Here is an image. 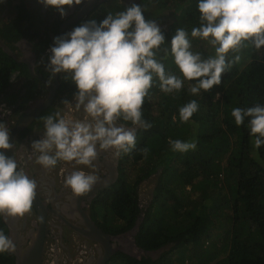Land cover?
Masks as SVG:
<instances>
[{
    "label": "trees",
    "instance_id": "obj_1",
    "mask_svg": "<svg viewBox=\"0 0 264 264\" xmlns=\"http://www.w3.org/2000/svg\"><path fill=\"white\" fill-rule=\"evenodd\" d=\"M135 3L141 5L147 20L157 21L165 37L161 47L168 48L169 54L165 58L161 51L158 58L166 69L183 78L171 56L170 42L178 28L184 27L190 34L191 29L199 25L198 0H176L172 11H167L166 0H137ZM131 4L127 0H108L91 15L97 22L102 21L109 12L116 14ZM166 13L170 22L163 18ZM0 34L3 39L8 38L5 28H0ZM190 39L192 51L201 53L204 58L215 55L207 41ZM1 50L0 89L4 83L15 79L16 70H20V65ZM239 55L241 59L222 74L221 84L207 92L191 94L190 85L196 81L187 80L179 92L164 93L158 82L150 90L151 100L146 99L143 105V118L151 127H137L136 147L121 154L118 182L95 199L92 215L98 224L100 217L121 219L123 223L116 230H109L106 223V226L100 223L106 232L112 233L128 231L140 221L136 242L145 251H163L162 248L171 245L157 257L137 258L120 253L115 258L118 263L175 264L170 255L178 251L179 264H264V145L256 149L248 120L237 126L231 115L234 107L264 105V47L256 50L250 46ZM228 58L233 59V54L229 53ZM24 73L28 74L26 68ZM62 84L66 85L64 90L77 91L70 77ZM191 100L198 102L199 110L189 121L182 122L178 110ZM177 139L195 142L196 148L187 152L173 151L169 141ZM144 148L148 149L147 156L142 152ZM129 169L139 170L132 182L126 180ZM158 172L152 202L141 206L138 185ZM222 172L225 176L220 178ZM223 184L227 192L222 190ZM188 186L197 191L221 187L228 198L227 230L220 247L215 243L212 248L204 247V236L208 233L204 224L208 219H216L220 213L218 205L222 202L216 201L213 206L214 203L205 198L200 208L188 206L181 210L179 204L185 196L182 191ZM5 225L0 215V231L7 235ZM14 263L12 252L0 253V264Z\"/></svg>",
    "mask_w": 264,
    "mask_h": 264
},
{
    "label": "clouds",
    "instance_id": "obj_2",
    "mask_svg": "<svg viewBox=\"0 0 264 264\" xmlns=\"http://www.w3.org/2000/svg\"><path fill=\"white\" fill-rule=\"evenodd\" d=\"M108 1V0H107ZM128 1V0H127ZM137 0L116 14L109 12L75 26L56 36L46 70L52 78L64 73L75 84V103L63 99L66 110H56L41 117L44 133L31 142L39 153L35 162L45 169L58 162H75L95 169L94 162L103 153L114 158L136 147L135 127L151 124L143 118V105L151 100L155 84L164 93L179 92L184 81L191 83L189 91L198 95L221 84L222 74L229 71L248 47H264V0H198L199 25L189 31L180 27L170 42V53L181 76L166 69L158 54L166 58L165 37L154 20H147ZM45 8H54L63 18L67 9L80 5L82 0H38ZM104 3V2H103ZM102 3V4H103ZM191 38H200L215 50L214 56L204 58L192 51ZM229 53L233 59H229ZM217 95H219L217 93ZM199 110L196 100L179 108V117L187 122ZM83 113L78 117L75 112ZM231 115L237 126L248 120L253 145H264V105L248 108L234 107ZM10 130L0 121V150L14 148ZM173 151L187 152L196 148L195 142L169 141ZM145 156L148 149H142ZM98 182L94 172L72 171L65 177V186L77 196L90 192ZM37 181L19 168L14 156L0 151V215L23 217L31 211L36 197ZM13 239L0 231V253L15 250Z\"/></svg>",
    "mask_w": 264,
    "mask_h": 264
},
{
    "label": "flooded vegetation",
    "instance_id": "obj_3",
    "mask_svg": "<svg viewBox=\"0 0 264 264\" xmlns=\"http://www.w3.org/2000/svg\"><path fill=\"white\" fill-rule=\"evenodd\" d=\"M87 1L82 0L80 5L67 9V15L62 18L56 9L45 8L38 0H0V28H5L8 34L6 39L0 34V39L12 54L1 45L0 48L20 65V70H16L15 79L4 83L0 89V118L10 130V142L14 143L12 153L19 168L37 181L36 193L48 208L45 213V243L41 264H100L106 254L110 255L106 264H114L118 263L115 258L120 253L142 257L133 250L135 248L137 252L142 251L137 245L136 234L133 233L135 226L125 232H106L92 215L95 199L118 182L121 155L114 158L111 152H102L94 162L95 169L64 161L58 162L54 168L45 169L35 162L39 153L31 148V142L40 139L44 133L41 117L58 109L66 110V106L61 103L63 99L75 103L72 90H64L66 85L62 83L65 74L61 73L52 78L51 73L46 70V64L51 55L50 47L53 46L54 38L88 21L91 14L98 11L103 5L102 2L107 0H97L88 11L79 15ZM25 68L28 76L26 73L22 74ZM70 87L74 88L72 84ZM52 93L53 99L50 103L42 105ZM75 115L80 117L83 113L75 112ZM33 116V122L26 126L23 120L31 121ZM120 123H124L126 127H134L122 120ZM2 151L7 155L6 150ZM115 167L118 169L116 181L100 189L93 197L90 196L92 190L77 196L65 186V177L76 170L94 172L98 182L93 187L99 186L112 175ZM139 199L141 203L140 195ZM87 216L112 236L110 241L99 242L80 231L90 229L87 226ZM1 217L8 229L7 235L16 245L15 250L10 251L15 260L18 249H25L33 243L41 225L40 212L32 205L31 211L23 217ZM157 251L142 252L152 256L151 253Z\"/></svg>",
    "mask_w": 264,
    "mask_h": 264
},
{
    "label": "rangeland",
    "instance_id": "obj_4",
    "mask_svg": "<svg viewBox=\"0 0 264 264\" xmlns=\"http://www.w3.org/2000/svg\"><path fill=\"white\" fill-rule=\"evenodd\" d=\"M3 1H11V0H3ZM167 4L169 5V7H167V11H172V7H173V3L176 0H166ZM106 2V1H104ZM134 2V1H133ZM178 2V1H177ZM103 3V2H102ZM18 4V3H17ZM19 7V5H18ZM18 14V12H17ZM93 15H91L89 17V20L95 19L94 17H92ZM164 19H166V21L169 20V22L171 21L169 13L164 14L163 16ZM100 22V21H98ZM157 22V21H156ZM0 121H2V118H0ZM136 127V126H134ZM137 129V127L135 128V130ZM139 174V170L134 169V170H130L129 169V173L126 175V180H128L129 182H132L137 175ZM220 176V175H219ZM223 178V176H225V173L222 172L221 174ZM159 177V172L158 173H154L151 174L150 176H147L139 185H138V191H139V195L141 198V204L142 206L146 207L149 206L152 202L153 199V191L157 185V180ZM222 180V179H221ZM222 182V181H221ZM220 187V186H219ZM223 189H222V188ZM220 188L218 189H198L194 190V189H190V187L188 186L184 191H182L183 196L181 201H180V206L179 208L182 210V208L184 207H195L197 206L198 208H200V205H202V202H204V199H206V201H209L213 204V206L215 205L216 201L218 202H222V205H218V210L220 211V213L218 214V216L216 217V219L214 220H210L208 219V221L204 224V226L207 228L208 233L205 234L204 236V247L206 248H212L213 247V243H215L218 247H220L222 245V238L225 236V232L227 230V222L225 220V216L226 214L229 212V208H227V197L225 195L224 192H227V187L223 184L221 185ZM224 191H222V190ZM217 202V203H218ZM101 215V214H100ZM100 223L103 224V226H106L105 223L107 224L106 228H108L109 230H116L118 229V225L122 224L123 221L121 219H110V218H105V217H100V219H98ZM212 221V223H211ZM109 226V227H108ZM113 226V227H112ZM210 235V238H208V236ZM170 245L165 246L164 248H162V250H168L170 248ZM134 251H136V253L139 254V256H148L149 254L146 252H142V251H138L137 249L133 248ZM161 250H158L157 252H153L151 253L152 256L157 257L161 252H163ZM223 254V251H222ZM171 258L172 260L174 259L175 264H179L177 261V257L179 256V252L178 251H174L171 253ZM114 264H123V262H115Z\"/></svg>",
    "mask_w": 264,
    "mask_h": 264
},
{
    "label": "water",
    "instance_id": "obj_5",
    "mask_svg": "<svg viewBox=\"0 0 264 264\" xmlns=\"http://www.w3.org/2000/svg\"><path fill=\"white\" fill-rule=\"evenodd\" d=\"M96 1L97 0H88L87 3L85 4V6L82 7V10L79 13V15L88 11L90 9V7H92V5H94L96 3ZM0 45L3 46L6 51H8L9 53L12 54V52L9 51L8 47H6V45L3 43V41L1 39H0ZM52 99H53V93L51 94L50 98L46 101V103L42 104V105H44V106L48 105ZM36 116H37V114H36ZM34 119H35V116H33L31 121H30V119H29V121L25 120V122L23 120V123L27 126L31 122H33ZM12 152H13V149L6 150V153H7V155H9V157L13 156ZM117 177H118V169L115 167V171L112 173L111 176H109L107 179H105L104 182L101 183L99 186L93 187V189L90 193V196H92V197L95 196L96 193L100 189L107 187V186L111 185L112 183H114L116 181ZM33 205H35L36 208L40 212L41 225H39V230L33 239V243L25 249L20 248L16 251V253H15V256H16L15 257V264H41L42 263V259H43V255H44V243H45V227H44L45 219H46L45 213L48 210V208H46V205L42 202V200L39 198L37 193H36V197L33 201ZM87 220H88L87 226H89L90 229L88 231H83L80 229L81 232H83L84 234L86 233V235H88L90 238L98 240L99 242L105 243V242L110 241V238L112 236H110L108 233L104 232L101 228H99L97 226V224L94 222V220H92L90 217L87 216ZM139 225H140V221H137L136 225H134L135 230L133 233L137 234L139 227H140ZM141 250L144 251L143 249H141ZM108 259H110V255L106 254L101 259L100 264H106Z\"/></svg>",
    "mask_w": 264,
    "mask_h": 264
},
{
    "label": "crops",
    "instance_id": "obj_6",
    "mask_svg": "<svg viewBox=\"0 0 264 264\" xmlns=\"http://www.w3.org/2000/svg\"><path fill=\"white\" fill-rule=\"evenodd\" d=\"M129 2H133V1H135V0H128ZM51 8V7H50ZM27 76H28V74H27Z\"/></svg>",
    "mask_w": 264,
    "mask_h": 264
}]
</instances>
